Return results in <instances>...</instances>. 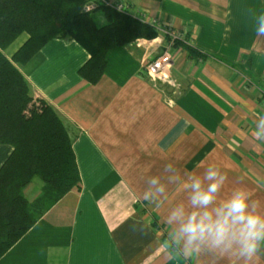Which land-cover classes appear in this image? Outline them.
I'll use <instances>...</instances> for the list:
<instances>
[{"label":"crops","instance_id":"obj_1","mask_svg":"<svg viewBox=\"0 0 264 264\" xmlns=\"http://www.w3.org/2000/svg\"><path fill=\"white\" fill-rule=\"evenodd\" d=\"M107 1L160 33L111 48L96 83L80 73L89 51L70 37L50 39L19 66L34 97L62 118L81 182L0 264H245L234 248L185 253L167 217L188 208L189 177L206 186L210 166L226 177L217 204L243 188L264 212V132L255 136L264 119V0ZM28 38L4 54L12 59ZM165 52L171 83L146 70ZM12 150L0 143V167ZM250 264H264V242Z\"/></svg>","mask_w":264,"mask_h":264},{"label":"trees","instance_id":"obj_2","mask_svg":"<svg viewBox=\"0 0 264 264\" xmlns=\"http://www.w3.org/2000/svg\"><path fill=\"white\" fill-rule=\"evenodd\" d=\"M90 0H0V143L13 150L0 167V257L3 256L81 177L69 132L50 104L34 97L19 66L54 37L76 39L90 53L80 68L96 83L106 67L107 52L139 38H154L152 24L106 4L99 25L83 7ZM28 40L12 59L3 50L20 34ZM195 53V51L192 50ZM43 191L35 200L23 193L36 177ZM163 240L170 244L167 237Z\"/></svg>","mask_w":264,"mask_h":264},{"label":"clouds","instance_id":"obj_3","mask_svg":"<svg viewBox=\"0 0 264 264\" xmlns=\"http://www.w3.org/2000/svg\"><path fill=\"white\" fill-rule=\"evenodd\" d=\"M258 34H264V14L259 17ZM258 127L261 131L255 134L257 139L264 132V119ZM225 179L211 166L205 171L204 180L209 182L206 186L200 177L190 176L188 208L180 205L173 209L167 223L173 226L175 243L183 242L187 254L198 252L202 246L225 251L234 248L245 264H250L264 242V212L259 210L260 202L250 200L243 188L217 204Z\"/></svg>","mask_w":264,"mask_h":264},{"label":"built area","instance_id":"obj_4","mask_svg":"<svg viewBox=\"0 0 264 264\" xmlns=\"http://www.w3.org/2000/svg\"><path fill=\"white\" fill-rule=\"evenodd\" d=\"M93 5L87 6V10L93 8ZM177 39V36L172 34L171 43L173 44ZM172 56L169 52L162 53L152 61L147 63L146 70L148 75L154 80L161 81H172L171 70H172Z\"/></svg>","mask_w":264,"mask_h":264},{"label":"rangeland","instance_id":"obj_5","mask_svg":"<svg viewBox=\"0 0 264 264\" xmlns=\"http://www.w3.org/2000/svg\"><path fill=\"white\" fill-rule=\"evenodd\" d=\"M102 13V9H96L94 11L91 12L92 17L95 19V21L99 24V25H103V23L101 22V20L98 18V16H101L100 14ZM176 35V34H174ZM169 82V81H167ZM172 82V81H171ZM170 82V83H171ZM42 186H43V181L41 180L40 177L36 176L32 182L27 185V187L24 189V194L27 198L30 199H34L37 196H39L42 192Z\"/></svg>","mask_w":264,"mask_h":264},{"label":"bare ground","instance_id":"obj_6","mask_svg":"<svg viewBox=\"0 0 264 264\" xmlns=\"http://www.w3.org/2000/svg\"><path fill=\"white\" fill-rule=\"evenodd\" d=\"M101 4H106V5H109V6H111V7H114V8H116L117 10H119V11H122V12H125V13H129V14H131L130 12H129V10H128V6H125V5H123V4H113V3H110V2H108L107 0H90L88 3H86L85 5H84V7H83V10L85 11V12H92V11H94V10H96V9H99L100 7V5ZM90 5H93L94 7L93 8H90V9H88L87 10V6H90ZM101 9V8H100ZM102 12H103V10H102ZM132 15V14H131ZM134 16V15H133ZM135 17V16H134ZM137 18V17H136ZM139 19V18H138ZM141 20V19H140ZM143 21V20H142Z\"/></svg>","mask_w":264,"mask_h":264}]
</instances>
